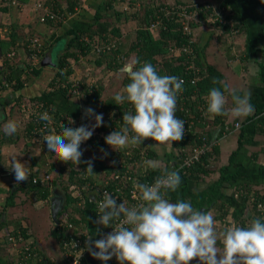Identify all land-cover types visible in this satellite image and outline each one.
Listing matches in <instances>:
<instances>
[{
  "label": "crops",
  "instance_id": "obj_1",
  "mask_svg": "<svg viewBox=\"0 0 264 264\" xmlns=\"http://www.w3.org/2000/svg\"><path fill=\"white\" fill-rule=\"evenodd\" d=\"M42 1L44 5L62 11L64 20L53 19V21L59 22L60 26L53 27V25L47 23L48 20H40V16L44 13V10L35 8V0H18V3L15 5L0 2V42L1 40L8 39L9 32L15 31L18 34L14 45L0 43V166L2 170L0 172V219L5 220L3 227L0 229V258L4 259V256L8 252V256L6 255V258L8 257L6 259L8 264L15 263V255L10 249L9 244L5 241V232L9 229L26 230L28 234L27 240L35 245L36 249H34V252L38 256L43 255L47 259L53 260L55 264H66L58 235L54 234L55 225L52 227L53 235L55 236L52 242L49 238H45L44 241L42 240L43 244H40L37 236L33 235L32 229L25 225L26 221H21L22 217L32 219L31 216L35 215L38 206H36L35 202H25V192L18 188L19 184L12 183L11 177H14V173L10 169L12 163L10 156L13 153H20L17 155V159L33 170H35L34 167L29 165V162L33 161V159L41 169L49 160L53 159L54 161L56 157L52 155L50 159L51 156L48 151L40 148L42 144L40 145L39 137L31 135L29 138L25 134L23 127L26 122L25 119L28 118L20 110V107L14 104L10 89L11 84L17 80L23 83L19 90L23 101H35L41 103L43 107H45L46 103H50V107L55 110L72 117L83 118L82 102L84 100L80 99L79 95L73 96L59 93L57 90L59 81L57 80L54 81L52 86L50 85L57 67H55L56 65L45 63L44 57L46 53L51 52L54 45H57L55 38L58 35H62L68 29L84 30L89 27L95 21L96 11L103 8L105 0H77L73 10H66V3L64 1H62V7L56 4V0ZM115 1L114 7L115 4L117 7L123 4L121 0ZM176 1L191 2L190 0ZM203 4L205 5L204 11H202L203 19L197 23L196 33L192 35L191 44L193 40L196 44V48L192 47V55L198 57L202 64L201 66L196 65L200 69V79L203 73L202 67L211 69L210 79L212 80L207 87L218 88L223 92L226 97L224 108L228 114L216 115L214 118L211 115H205L209 90H204L200 94L196 99L197 114H194V112H189V114L191 116L192 114L194 115V129L210 133V140L211 142L213 141L212 149L207 153L206 162H202V165L206 169H209V171L204 172L203 176L199 178H187L185 171H176L181 176V184L178 187V191L186 187L188 192L207 191L206 195L211 196L210 192L213 193L216 190L217 193H220V196L216 198L217 201H223L229 206V213L225 217L214 219L216 231L219 234L225 228L235 225V220L231 214L234 210L242 213L246 217L247 223L251 224L255 218L264 220L258 213L254 214L256 211H253L254 207L247 196L251 192H264V130L262 128L259 129L260 122L255 113L256 108L264 103V0H204ZM217 8H222L225 16H229L232 19V26L228 28L221 27L209 20V12ZM123 18L124 24H126L128 18L124 15ZM112 19V17H108L110 22L113 21ZM118 23L120 25V22ZM31 38L38 40L42 47L39 61L32 69L30 67L26 68V65L29 63L26 49ZM58 50L57 54L61 52V46ZM76 55L79 54L77 53ZM79 59H81L80 55L75 60L70 58V62H72L70 65L73 64L72 68L74 72L69 75V79L74 80L81 76L86 81L88 80L89 83L92 79L90 76L91 71L88 67L89 63H87L85 58ZM48 64L51 65L50 74L44 77L45 75L41 74V71L43 67L47 69L45 66ZM83 64L87 66L85 70H83ZM3 68L6 71L2 72ZM121 68L114 72L115 76L113 74L109 75L110 77L105 78L106 81L102 82L104 84L103 96H110L120 91L122 80L125 76V73L120 71ZM36 69H39V71H36ZM8 72L11 75V84L5 78V74ZM104 76L103 74L99 79L102 81ZM1 79L3 80L2 83ZM214 81H217V83H214ZM233 88L237 89V94L241 97L250 94L249 103L254 108L253 114L238 120H234L231 117V108L235 106L232 100ZM194 89V95H196V87ZM91 106L92 109H96L95 105L91 104ZM10 120L16 121L18 125L17 133L19 134L14 140L12 136H5L4 133V125ZM241 134L242 144L237 149L238 137ZM175 142L172 143V148L168 149L167 146L157 145L151 138H146L141 145H135L134 148L141 147L143 153H146L148 150L152 152L151 156H147V154L144 156L141 163L143 168L151 165L160 166L167 162L166 165H169L168 169H173L177 160L171 157L177 151V144ZM107 146L109 145L104 142L98 146L99 149L91 148L88 157L92 161L96 156L101 157L106 164L112 163V161L116 163L122 154L118 157L116 153L119 151L114 150L111 146ZM42 147L44 146L42 145ZM130 148H132L131 144L127 148L122 149L123 152H130ZM234 150H236V154L230 162L229 158ZM105 152L107 156L104 155ZM115 157L117 160H113ZM1 181H4V183ZM10 183L11 186L9 188L12 189L11 191L17 189L12 194V198H9V191L6 186ZM210 188L211 190L209 191ZM58 189L59 187L57 186L51 188L47 199L49 206L52 194L59 193L63 195ZM240 189L243 190V195L235 196L234 193ZM30 194L34 193L31 192ZM243 197H245V200ZM166 198L172 202L168 195H166ZM34 199L45 200L35 197ZM183 201L191 203L190 196L185 195ZM15 207H17L16 210L14 209ZM192 207L197 210L199 209V207L195 208L194 205ZM203 207V211L208 209L207 211L211 212L213 216L217 215L220 210L218 207H213L210 204ZM247 208L248 210H246ZM8 214L13 218L12 222L8 220ZM56 220L57 218L54 219L55 223ZM40 237L42 238V236ZM53 243L56 244V250L52 249ZM90 259L91 255L88 253L78 264H89ZM189 264H193L192 261Z\"/></svg>",
  "mask_w": 264,
  "mask_h": 264
},
{
  "label": "clouds",
  "instance_id": "obj_2",
  "mask_svg": "<svg viewBox=\"0 0 264 264\" xmlns=\"http://www.w3.org/2000/svg\"><path fill=\"white\" fill-rule=\"evenodd\" d=\"M120 71L127 74L130 83L113 99L117 105L129 102L133 110L123 114L122 130L105 136V143L119 151L130 144L141 145L146 138H151L157 145L171 149L172 143L181 141L185 133L184 121L176 116L177 97L183 91V79L161 76L151 63L141 65L138 58L130 59ZM232 100L235 106L231 108L230 115L234 120L253 114L250 94L241 97L233 88ZM225 104L223 92L218 88L210 89L205 115L213 118L227 115ZM89 117L95 121L91 126L73 128L61 124L62 134L52 132L43 140L47 150L55 154V160L75 165L83 162L87 164L88 173L92 174L93 162L91 159L81 161L80 145L91 138L95 128L103 125V114H96L89 107L84 110L83 118ZM39 119L48 121L50 117L44 113ZM69 123L74 121L70 119ZM17 130L14 120L4 125L5 135L12 136ZM137 148L140 149V159L135 173L142 176L146 168L141 163L147 151L143 153L141 147ZM18 154L10 156V169L17 184L27 181L31 175L29 167L17 159ZM180 184L179 172L168 170L152 185L137 183L135 186L141 202L131 208L123 202L117 204L116 198L105 191L98 204L100 215L95 223L110 226L113 231L95 241L88 236L86 247L90 255L101 261L115 256L119 264H189L193 259L200 264H264V220L255 218L250 226L233 225L218 234L211 212L194 209L190 202L173 203L166 198V193L176 191ZM114 222L115 227L112 226Z\"/></svg>",
  "mask_w": 264,
  "mask_h": 264
},
{
  "label": "trees",
  "instance_id": "obj_3",
  "mask_svg": "<svg viewBox=\"0 0 264 264\" xmlns=\"http://www.w3.org/2000/svg\"><path fill=\"white\" fill-rule=\"evenodd\" d=\"M62 1L66 3V7H65L66 10H73L74 5L77 3V0H56V4L62 7L63 5ZM114 1L115 0H105L103 2L104 7L106 6L105 13L101 14V10L96 11L95 21L86 29L84 30L68 29L62 35H58L55 38V42L61 39L60 41L63 44L61 45V52L57 55V61L54 63L57 69H56L55 76L52 78L50 82V85L52 86L55 80L59 81L57 90L59 93L63 95H72V93L70 92V88L72 89V86L78 88V90L80 91L81 99L84 100L86 103L95 105L96 114H100V113L103 114V125L95 129L104 130L105 134L108 135L111 133L114 125L117 126L118 124L121 123L122 127L124 126L123 120H122L123 114L126 112H131L133 110L132 105L129 102H124L123 104H120V105L116 104L113 97L119 91H117L116 93L110 96H103L102 92H103L104 84L102 83L101 79H96L93 82L91 81V83L89 82V84H88V81L83 79L80 75L78 79L77 78H75L74 80L69 79V75L72 72H74V69L71 67L69 61H70V58H73L75 60L80 55L81 59L79 60H82L83 58H85L87 60V63L89 64L92 63L94 65H100L104 63L105 67H103L102 69L103 71L108 70V69L119 70V68L123 67L124 64L127 63V58L131 57L130 55L131 51H134L135 52L134 58H138L141 65L145 62L151 63L156 68L158 74H160L161 76L168 75V76H176V77H180V76L185 77V82L183 84V89H184L183 91H184L185 96H182L181 94H179L177 97L176 116L179 119H184L186 117L190 119H194V115L192 114L191 116L187 112L189 111L192 113L194 112V114L195 113L197 114L196 99L200 96V94L204 90L210 91V89H212L211 87H207V85L211 83L212 79H210L211 69H209L208 67H205V68L202 67V71H203L202 78L196 81V83L191 84V81H190L191 73L186 71V66L188 65V62L190 61H193L194 64L201 66L202 64L199 61V58L193 55L191 56L189 53L184 52L182 50L179 52L178 51L173 52L169 48L173 44L177 47L180 46L181 44L190 45L189 44L190 34H188L187 30H184V28H182V24L178 16V10L182 8L181 5H183L184 2L174 0L175 3L170 8V5H169L170 3L161 1L160 5H162V8H159V5L156 8H152L150 7V4H149L150 0L143 1V4H142L143 8L141 9L143 13L138 14L139 16L137 19L138 27L136 28V31H135L136 39L130 41L131 43L128 44V48H126L127 43H124L122 42V40H120V43H119L120 45H118V47L116 48L111 49L110 51L98 52V53L95 52V54L93 55L88 54L90 51H94V50H92V46H90L89 42L83 38V35H87L91 37L92 39L101 38L100 39L101 41L103 42L105 41L108 43L116 39L115 37L121 36L118 22H120L123 15L126 16L127 18H129L130 15L124 10L121 11V10L114 9L115 8ZM176 3H179V5ZM184 5L186 8L188 9L190 8L191 12L194 15L198 14L196 15V17L203 16L202 11H204V7H205L203 2L191 1L188 3L187 2L184 3ZM108 17L110 18L112 17L113 21L110 22L108 20ZM226 17L229 18V16H226ZM47 20H48L47 23L49 25H53V27H58L61 25L57 21H53L51 19H47ZM128 20H131V19H128ZM151 23H154V24L157 23V29H158L157 36L151 33L152 30H151V27H149ZM197 23L198 21H193V20L192 22H190L191 26L193 27H196ZM215 24L221 27L224 26L228 28V24L226 23L221 25L215 22ZM263 33H264V28H263ZM8 35H9L8 39L1 40L0 43H5L6 45H9V44L14 45L17 41L16 37H18V34L14 31V32H9ZM127 36L129 37V35ZM191 47L196 48V44L194 43V40L192 41ZM120 52H122L123 55L119 54ZM77 53L79 55H76ZM77 64H78V61H77ZM137 67H139V65H137ZM26 68H29V64L26 65ZM4 70L6 71V69L3 68L2 72ZM36 71H39V69H36ZM5 78L8 79L7 81L10 84L12 83L10 72L5 74ZM2 82L3 80L1 81V83ZM128 83H130V78L127 76V74H125L122 80V85L120 87L121 93L123 92L124 88L126 87ZM22 85L23 83L17 80L11 84V88H10L12 92L14 104L18 105V107H20L21 102H23L22 94L19 92ZM195 87H196V93H197L196 95H194ZM263 105L264 103L260 107H262ZM44 106H45L44 108L50 107V103H46ZM260 107H257L256 109L259 110ZM182 108H187V110H184ZM39 109L41 110L42 108L39 107ZM20 110L22 111L21 107H20ZM257 110H255V112ZM51 111H52L53 116L57 119L59 118V116L60 118H63L65 120H68V118L72 117L70 115L64 114L53 108H51ZM116 115L118 117H114ZM25 120L26 122L24 123L25 125L23 127L25 130L24 132L30 138L32 135L31 129H32L33 124L31 120L29 119H25ZM258 120L260 122L259 129L262 128L264 130V114L259 115ZM82 121L85 123L89 121L94 122V118H91V117L84 118ZM117 128L119 130L120 129L122 130L120 126H117ZM18 134L19 133L16 132L14 135H12L13 140L16 139ZM204 135L206 136L207 139L210 138L209 136L210 133L194 129L193 123H192L189 129H185L183 139L181 141L175 142V144H177L176 145L177 151L176 153L173 154L174 156L171 155V157H174L175 159H177L175 161L177 162L180 159L181 149L187 143L189 147H193L197 143L196 141H200L201 138L204 137ZM8 137H11V136H8ZM35 137L37 136L35 135ZM4 138H7V137H4ZM100 142L95 141L93 143V146H96L95 148L99 149L98 146L102 145L105 142V139L102 138ZM41 144L44 147H42ZM241 144H242V134L238 137L237 149L241 146ZM40 145H41L40 148L47 150L45 141L43 142L40 140ZM130 149H131L130 152H123V149H120L119 152L116 154H118V157L122 154L121 158L124 159V162L126 163L130 162V159L128 157L129 153L131 154L130 156L131 159L139 160L140 159V149L138 150V148H134V147ZM89 151H91V148L85 151H82L83 155L81 156V161H86V160L91 159L88 157V155L90 154ZM48 153L51 156L50 159L52 158V155L53 156L55 155L53 152H50V151H48ZM207 153H209V151ZM235 154H236V150H234L232 154L230 155V158H229L230 162L233 160V157L235 156ZM148 155L150 156L152 155V152L149 150L147 151V156ZM207 156L208 154L204 155L202 160L206 162ZM52 160L53 159L49 160V162ZM113 160H117L116 157L113 158ZM49 162H47V164L41 169L40 167H38V164L36 163L34 159L33 161L29 162V165L34 167L36 171L38 172L45 171L52 175V178L49 180L47 184L33 183L30 179H28L27 181L20 182L18 188H20L25 193L34 192L36 195L35 198L37 199L47 200L50 195L51 188L56 187V186L59 187L58 190H60V192L64 195L65 203L62 208L63 210L58 211L56 215L57 220L58 221L65 220V221H72L73 223H78L80 220H82L84 216L85 217L84 221L85 222L87 221V224L91 226V228L93 229V226H92L93 225V218H92L93 215L91 211H89L88 209L89 207L85 203L77 204L78 198L73 197L71 195V192L68 186L71 181L72 182H76V181L84 182L85 180H89L91 182L101 183L102 179L100 180L99 178H96L95 174L97 173L99 174V169L101 168H104V170H106L108 173L115 172L116 167L113 165L114 163L110 162L109 164L108 163L106 164L105 161L101 157L95 156V158L92 161L94 173L89 174L86 169L87 164L83 162H81L79 165H75L72 162H68V163L58 162V160H54L51 163ZM166 164L167 162L155 168H153L152 165L149 167H146L145 174L142 175V178L154 179L159 174L164 173L165 170H168L169 165H166ZM32 170L33 169H31V171ZM183 171H185V176L187 178L188 177L199 178L203 176L204 172H208L209 169H206L204 165H202L201 162H197L191 168L183 170ZM83 175H85V177H83ZM212 187L214 188V186ZM11 190H12L11 188L8 190L9 198L13 197L12 194H14L17 189L13 191ZM210 190L211 188L209 189V191ZM206 193L207 191H197V192L191 193V192H188V189L186 187H183L182 190L180 191H178V189L174 192L168 191L166 195H168L171 201L174 203L183 201L185 195H189L191 198V204L194 205L195 208L200 207V206L202 207V205L206 206L210 204L211 206L216 207V208L218 207L220 209L219 213L217 215H214V219L225 217L226 214L229 213V206H227L223 201H220V202L217 201L216 198L220 196V193H217L216 190L213 193L210 192L211 196H207ZM263 195H264V192H256L255 202L257 200L263 199ZM243 199L245 200V197H243ZM9 202L10 204H12L11 201ZM253 211L254 212L256 211L255 213L253 212L255 215L256 213H258L257 210H255V208ZM231 214H232L233 219L235 220V226H241V227L250 226V223L246 222V217L242 213L240 212L238 213L237 211L234 210L231 212ZM4 223H5V220L0 219V229L3 227ZM59 229L60 228L55 224L54 234L58 235V237L62 236L60 233L62 230L60 231ZM23 231H24L25 236L27 237L28 234L26 230H23ZM31 246L33 250L36 249L34 244H31ZM7 254L8 252L6 253V255ZM6 255L4 256V259L0 258V264H8V261L6 260L8 257L6 258ZM41 256L43 260L47 259L45 256L43 255ZM27 262L28 264H36V262H33V259L31 258H29ZM50 262H52V264H55L53 260H50Z\"/></svg>",
  "mask_w": 264,
  "mask_h": 264
},
{
  "label": "built area",
  "instance_id": "obj_4",
  "mask_svg": "<svg viewBox=\"0 0 264 264\" xmlns=\"http://www.w3.org/2000/svg\"><path fill=\"white\" fill-rule=\"evenodd\" d=\"M2 3H7L10 5H15L18 3V0H0ZM34 6L36 9H43L44 13L41 14L40 20L46 21L47 19H55V20H64V15L60 9H55L53 7H48L44 5L42 0H35ZM178 16L180 18L182 28L184 30L188 31V34H190L189 38V44L185 45L181 44L180 46H175L174 44L169 47L170 50L173 52L176 51H184L189 53L192 56V47H191V40H192V26L190 22L196 21L197 19L194 16V14L191 12V10H188L185 6L182 7L180 10H178ZM213 17L214 19L211 20L210 18ZM209 20L213 22H217L219 24H228L229 26L233 25V21L229 18H227L223 12L222 8H217L212 11H210L209 14ZM83 38L89 42L90 46H92V50L95 52H105L110 51V45L108 42H103L100 39H92L91 37L87 35H83ZM107 40V39H105ZM94 42V44H92ZM114 44V41H110ZM92 44V45H91ZM114 46V45H113ZM112 46V49L114 48ZM42 51L41 44L36 40L35 38H31L27 44L26 54H27V60L29 67L32 69L36 66V64L39 61V54ZM13 53V52H12ZM71 67H73L71 65ZM186 71L191 73L190 81L191 83H196L197 80L200 79V69L199 67L194 64L193 61L188 62V65L186 66ZM178 78L183 79L185 82V77L180 76ZM6 84V83H5ZM184 90V89H183ZM70 92L73 96L80 97V91L78 88L73 87L70 88ZM182 96H185L184 91L180 93ZM81 99V97H80ZM20 107L23 113L26 114L27 118L31 120L33 126L31 129L32 135H36L39 137L41 141L44 142L43 137L55 132L56 134H62L63 129L61 127V124L65 127H79L81 125H88L91 126L93 122H83V118H75L70 117L68 120H65L63 118H55L52 114L51 108L47 107L44 108L41 103H37L35 101H23L20 104ZM39 107L42 109L40 110ZM184 110H187V108H182ZM47 113L50 117L48 121L40 120L39 117ZM189 114V111L187 112ZM256 116L258 117L261 114H264V105L259 108L256 112ZM114 117H118L117 115ZM70 119L74 121V123H69ZM184 121V127L185 129H189L192 123H194L193 119H190L188 117L181 119ZM117 126L122 127V124H118ZM116 125L113 126L112 131H120L117 128ZM105 131L104 130H96L94 129L93 135L91 138H89L87 141H84L80 145V149L82 151H85L87 149L93 148V143L95 141L100 142L102 138L105 137ZM107 136V135H106ZM197 143L193 147H189L188 143L181 149L180 153V159L176 162V165L173 169H168V171H183L186 169L191 168L194 164L197 162H203L202 158L204 155L207 154L208 151L212 149V142L210 138L204 137L201 138L200 141H196ZM42 143V142H41ZM132 147H135L132 145ZM131 154L129 153L128 157L130 159L129 163L124 162V159L119 158L114 166L116 167V171L113 173H108L104 168L99 169V174H95L96 178L102 179L101 183L91 182L89 180L83 181H76V182H70L69 183V190L71 192V195L73 197L78 198L77 204H83L85 203L89 208V211L92 213L93 218V229L91 226L87 224V221L85 222L84 216L82 220H80L78 223H73L72 221H58L56 220V225L60 228L61 231L60 237H58L60 243H61V249L63 251V254L66 259V264H78L82 259L86 256V254L89 253L86 247V241L88 239V236H91V239L93 241L102 239L104 236H106L108 233L113 231L112 227H105L103 225H99L95 223V221L99 217L98 211V204L103 200V193L105 191L109 192L113 197L116 198L117 204L124 203L127 207L131 208L141 201L139 200L140 193L136 188L137 183H143L147 185H152L155 183L156 179L164 173L159 174L154 179L149 178H142V176H139L137 173H135L136 167L138 166V160L131 159ZM146 170V169H144ZM1 166H0V172H1ZM31 175L28 179H30L33 183H39V184H47L49 180L52 178V175L45 171H36L30 169ZM145 173V172H144ZM86 175V174H85ZM83 175V177H85ZM99 175V176H98ZM66 176V175H65ZM77 177V176H76ZM94 177V175H93ZM65 178V177H64ZM83 180V178H82ZM110 185V186H109ZM163 191V190H162ZM91 193L94 194V197L91 196ZM234 195H243V190L240 189L237 192L234 193ZM248 198L251 203V205L257 210L258 214L264 218V195L263 199L257 200L255 202L256 193L251 192L248 193ZM255 202V203H254ZM87 208V207H86ZM90 222V221H89ZM91 223V222H90ZM65 226V227H63ZM115 227V222L112 225ZM63 227V228H62ZM99 229V231H97ZM65 235V236H64ZM5 241L9 244L10 249L15 255V263L14 264H28V259H33V262H36V264H52L50 262L51 259H44L41 256H38L37 253L34 252L31 242L27 240V237L24 234V231L22 229H9L5 232ZM98 251V249H96ZM91 258L94 259V264H119V262L116 260L115 256H113L108 261H101L93 256ZM126 264V262H125Z\"/></svg>",
  "mask_w": 264,
  "mask_h": 264
},
{
  "label": "rangeland",
  "instance_id": "obj_5",
  "mask_svg": "<svg viewBox=\"0 0 264 264\" xmlns=\"http://www.w3.org/2000/svg\"><path fill=\"white\" fill-rule=\"evenodd\" d=\"M121 1H123V4H120L118 7L116 6V4H115V8L114 9H116V10H124V11H126L127 13H129V18L128 19H131V20H128L127 22H126V24H124V18H123V16H122V18H121V20H120V25H119V28H120V30H121V36H117V37H115L116 39H114L113 41H114V44L113 43H111V42H109V45H110V48L112 49V46L114 47V48H116V47H118V45H120L119 43H120V40H122V42H124V43H127L126 44V48H128V44H130L131 42V40H135L136 38H135V36H136V33H135V31H136V28L138 27V24H137V19H138V14H142L143 12L141 11V9L143 8V6H142V4H143V1H145V0H121ZM161 1H165L166 3H170L169 5H170V8H171V6H173L174 5V0H150L149 2V4H150V7H152V8H156L158 5H159V8H162V5H160V3H161ZM176 1V0H175ZM190 1H198V2H204V0H190ZM116 2V1H115ZM146 2H148V1H146ZM176 4H178L179 5V3H176ZM181 5V4H180ZM185 5H184V3H183V5H181V7H184ZM106 7V6H105ZM104 6H103V8L102 9H100L101 10V14H104L105 13V8ZM117 8H119V9H117ZM158 8V9H159ZM168 8V7H167ZM188 10H190V8L188 9ZM140 11V12H139ZM139 12V13H138ZM209 14H210V12H209ZM196 15H198V14H195L193 17H195L197 20L196 21H201L203 18L202 17H196ZM209 17V16H208ZM102 18H103V16H102ZM211 20H213L214 18L213 17H211L210 18ZM210 20V21H211ZM211 22H213V21H211ZM155 23V22H154ZM154 23H151L150 25H149V27H151V33L153 34V35H155V36H157L158 35V29H157V23L156 24H154ZM196 33V27H193L192 26V34H195ZM126 34H128L129 35V37L128 36H126ZM127 37V38H126ZM63 43H61V41H57V45H54L53 46V49L51 50V56H52V62H50V64H53L54 65V63L57 61V51H59L58 49H59V47L62 45ZM92 44H94V42H92ZM91 44V45H92ZM108 51V50H107ZM134 51H131V57L129 58H127V62L130 60V59H132V58H134ZM88 54H91V55H93V54H95V51H90ZM119 54H122L123 55V53L122 52H120ZM70 62V61H69ZM70 63H72V62H70ZM50 64H48L47 66H45V67H47V69L46 68H44L43 67V69H42V71H41V74H44L45 76L44 77H47V76H49V74H50V70H51V65ZM52 65V66H53ZM83 66H84V64H83ZM87 66H84L83 68V70H85V68H86ZM88 67H89V69H90V71H91V80H90V83H91V81L92 80H96L97 78L99 79V77H101L103 74L105 75L104 76V79H102V82L103 81H106L105 80V78H109L110 76L109 75H114L115 76V69H113V70H102L103 69V67H105V64L104 63H102V64H100V65H94V64H92V63H90V64H88ZM76 69H77V67H76ZM45 70V71H44ZM46 73V74H45ZM87 76V75H86ZM88 77V76H87ZM112 78V77H111ZM88 81V80H87ZM93 82V81H92ZM89 84V83H88ZM120 92V91H119ZM25 121V120H24ZM11 142H13V140H11ZM107 147H109V146H107ZM106 147V148H107ZM99 151V150H98ZM56 157V156H55ZM58 162H60L59 160H58ZM1 177V176H0ZM11 180L13 181L12 183L13 184H16V182H14V177H11ZM2 183H4V181H1ZM1 183V184H2ZM7 186V189L9 190L10 188V186H11V183L10 184H7L6 185ZM53 191H54V189H53ZM31 193V192H30ZM30 193H24V195L26 196V198H25V202L27 201V203H29V202H35L36 203V206H38V209L36 210V212H35V215L32 217L31 216V218L32 219H29V218H27V217H22L21 218V221L23 222V221H26V226H28V228H31L32 229V233H33V235H35V236H37V238L39 239V243L40 244H43V241L45 240V238H49V240L52 242V240L54 239V235H53V231H52V227L56 224L55 223V221H54V218H52V216H51V214H50V206H49V202L47 201V200H35L34 199V197L36 196L35 195V193L34 192H32V193H34V194H30ZM56 194H59V193H56ZM29 199V200H28ZM22 206V205H21ZM15 210L17 209V207H15L14 208ZM19 210V209H18ZM17 210V211H18ZM61 210H63V209H61ZM60 210V211H61ZM63 215V214H62ZM28 220H27V219ZM13 218L12 217H10L9 216V214H8V220H10L11 222L13 221L12 220ZM31 221V222H30ZM11 226V225H10ZM33 230H36V231H33ZM41 231V232H40ZM40 234H42V235H40ZM40 236H42V238L40 237ZM43 240V241H42ZM42 241V242H41ZM54 245H53V250H56V244L55 243H53Z\"/></svg>",
  "mask_w": 264,
  "mask_h": 264
},
{
  "label": "water",
  "instance_id": "obj_6",
  "mask_svg": "<svg viewBox=\"0 0 264 264\" xmlns=\"http://www.w3.org/2000/svg\"><path fill=\"white\" fill-rule=\"evenodd\" d=\"M51 54H52L51 52H48V53L45 54V57H44L45 63L52 62ZM89 107L92 108L91 104L85 103L83 101L82 102V114L84 113V110L86 108H89ZM91 196L94 197V194L91 193ZM187 202H189V201H187ZM64 203H65L64 202V195H60V194H56V193L51 195V197H50V212H51L52 218L56 219V215H57L58 211L63 208ZM203 208H204L203 206L199 207L198 210L203 211ZM246 210H248V208ZM192 263L193 264H200V262L197 259H193ZM89 264H94V259L93 258H91L89 260Z\"/></svg>",
  "mask_w": 264,
  "mask_h": 264
}]
</instances>
